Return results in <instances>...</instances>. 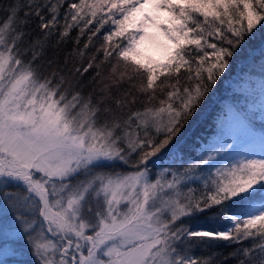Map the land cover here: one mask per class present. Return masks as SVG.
I'll use <instances>...</instances> for the list:
<instances>
[{"label": "snow or ice", "instance_id": "1", "mask_svg": "<svg viewBox=\"0 0 264 264\" xmlns=\"http://www.w3.org/2000/svg\"><path fill=\"white\" fill-rule=\"evenodd\" d=\"M258 37L264 0H0V202L36 264H264V152L180 144Z\"/></svg>", "mask_w": 264, "mask_h": 264}, {"label": "trees", "instance_id": "2", "mask_svg": "<svg viewBox=\"0 0 264 264\" xmlns=\"http://www.w3.org/2000/svg\"><path fill=\"white\" fill-rule=\"evenodd\" d=\"M264 47L259 37L232 64L197 116L188 126L180 142L185 157L194 155L210 143H233L231 150L250 154L264 151ZM253 76H256L255 80ZM247 77L251 94L242 95L236 86ZM242 132V135L235 133ZM228 138V140H227ZM223 158V157H222ZM168 166L167 161L165 165ZM225 253L231 249H223ZM230 264H235L234 261Z\"/></svg>", "mask_w": 264, "mask_h": 264}, {"label": "rangeland", "instance_id": "3", "mask_svg": "<svg viewBox=\"0 0 264 264\" xmlns=\"http://www.w3.org/2000/svg\"><path fill=\"white\" fill-rule=\"evenodd\" d=\"M253 77L257 79L256 76ZM236 89L242 95L251 94L248 90L247 77L240 80ZM235 135L238 139L237 135H242V132L235 133ZM0 264H36L29 247L20 239L17 222L13 219L11 210L2 202H0Z\"/></svg>", "mask_w": 264, "mask_h": 264}]
</instances>
